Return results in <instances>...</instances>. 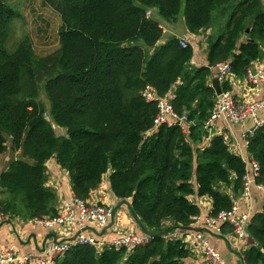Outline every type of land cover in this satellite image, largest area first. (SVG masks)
Returning <instances> with one entry per match:
<instances>
[{
    "label": "trees",
    "instance_id": "1",
    "mask_svg": "<svg viewBox=\"0 0 264 264\" xmlns=\"http://www.w3.org/2000/svg\"><path fill=\"white\" fill-rule=\"evenodd\" d=\"M45 4L60 14L59 46L47 59L36 56L26 37L7 48L18 12L0 0V155L19 152L0 173V197L7 196L0 211L26 221L56 217L45 168L55 159L75 199L89 202L108 175L114 197L129 201L146 230L159 234L129 252L78 245L55 264H186L188 246L164 236L192 228L201 213L192 198H208L214 218L230 212L243 191L246 162L223 135L209 138L206 123L217 100L210 78L221 64L233 77H246L264 58V0ZM151 10L169 23L181 15L191 36L210 31L206 65H190L191 44L181 47L177 37L162 43ZM40 77L48 110L38 100ZM221 88L230 90L227 81ZM147 89L186 117L185 130L176 123L152 129L159 109L144 99ZM48 119L64 134L56 136ZM246 151L258 166L254 184L264 186V125L246 138ZM246 232L252 245L242 254L244 264H264V206L249 217Z\"/></svg>",
    "mask_w": 264,
    "mask_h": 264
},
{
    "label": "crops",
    "instance_id": "2",
    "mask_svg": "<svg viewBox=\"0 0 264 264\" xmlns=\"http://www.w3.org/2000/svg\"><path fill=\"white\" fill-rule=\"evenodd\" d=\"M157 21H159L160 27L163 30L162 43L170 37H177L179 40H185L193 47V57L190 65L196 68L206 65V35L210 34V31H205L203 34L200 33L198 36H191L185 29L183 36H177L175 35L174 27H165L173 23L162 24L160 19ZM215 33L218 34L219 32L215 30ZM166 34H168V37H165ZM262 52L264 53V45L262 46ZM253 65L255 74L258 72H263L264 74V58L254 62ZM215 73L216 69H212L210 84L212 76ZM226 81L229 84V93L236 104L245 105L264 100V81L252 84L247 76L236 78L232 75L227 77ZM220 86L222 87V81H220ZM255 118L264 123V106L256 112ZM255 130L256 126L252 118H247L241 123H230L224 117H221L215 120L211 125L209 129V138L216 135L226 136L230 150L234 154L240 156L246 162V167L249 169L250 161L246 151V138ZM14 154L18 156L19 152L12 153L13 156ZM2 157L3 155H0V160L2 161L0 162V173L6 169L8 162V160H3ZM45 168L47 177L46 186L56 194L55 209L59 213L65 203H72L74 200V196L71 192L70 180L67 172L57 165L55 159L49 160L45 164ZM227 192L230 194L229 191ZM2 197L5 199L7 196L4 195L0 198ZM192 200L200 207L201 213L194 219L191 227L203 234L210 247L221 256L225 264H242L240 257L248 249L249 245H252L248 236L246 235L243 242L236 241L232 236V230L228 224L221 226L219 232L210 230L206 227L205 220L209 218L211 201L208 198L197 197H193ZM90 202L103 204L111 209L119 202L110 191L108 175L104 177L100 186L91 194ZM233 203L237 207L236 214H246L251 217L255 213L263 210L264 192L258 190L255 185H252L250 187L248 199L243 198L242 195L234 196ZM165 226H167V223ZM61 227L62 226H59L52 231L40 226L34 220L26 221L22 220L20 217H9V215H5L4 220L0 223V252L12 250L21 255L30 254L32 256H37L48 243L71 241L80 233L75 226H68L67 228ZM93 230H96V234H102L104 231L103 229H96V227L92 225L84 234L93 233ZM127 233L135 236L143 235L130 216L127 208L122 207L115 212L113 225L108 228L106 233L102 236L109 240H115ZM188 249L191 254L190 257L186 259V264H207L204 257L195 246L190 247V245H188Z\"/></svg>",
    "mask_w": 264,
    "mask_h": 264
},
{
    "label": "built area",
    "instance_id": "3",
    "mask_svg": "<svg viewBox=\"0 0 264 264\" xmlns=\"http://www.w3.org/2000/svg\"><path fill=\"white\" fill-rule=\"evenodd\" d=\"M148 15V14H147ZM179 44L184 47L187 43L185 40H180ZM216 73L218 74L219 82L226 81V78L231 76V68L228 64H221L216 67ZM247 78L252 84H257L259 81H264L263 72L252 74L249 71ZM143 97L146 101L158 102V113L153 120L152 129L155 130L162 124L172 125L178 124L185 130L184 124L186 123V117L177 116L167 99L159 100L151 90L147 89ZM215 106L210 114V117L206 123V127H211L215 120L224 117L230 123H241L247 118L254 119L256 128L264 125V123L255 118L256 112L264 106V100L259 102H253L245 105H238L234 102L229 92H223L221 95L216 96ZM227 142L226 136H223ZM247 166V164H246ZM243 177V198H249L250 187L254 184V178L257 176L258 166L254 162H249V169ZM255 187L264 192V186L255 185ZM111 208L103 204L82 202L74 198L72 203H65L58 215L51 219L34 220L40 226L54 230L55 228L62 226H75L80 232L73 240L66 242H50L43 251L37 255L32 256L30 254H19L12 250H4L0 252V264H55V260L63 256L71 248L78 245H85L94 247L99 252L105 249L113 248L115 251L125 249L127 252L133 250L139 246H145L149 243V238L144 235L135 236L132 234H124L115 240H109L101 234L90 232L84 234L89 228L94 225L96 229H104L108 226L111 216ZM236 205H233L230 212H221L214 218H207L205 225L210 230L219 232L223 224H228L231 228L233 238L238 242H243L247 235V224L249 216L246 214H236ZM77 212V214H76ZM5 216L0 211V223L4 220ZM166 239L180 240L187 246H195L196 249L202 254L207 264H225L221 256L208 244L202 233L191 228L186 231H174L164 236ZM243 262L242 256L240 257Z\"/></svg>",
    "mask_w": 264,
    "mask_h": 264
},
{
    "label": "rangeland",
    "instance_id": "4",
    "mask_svg": "<svg viewBox=\"0 0 264 264\" xmlns=\"http://www.w3.org/2000/svg\"><path fill=\"white\" fill-rule=\"evenodd\" d=\"M7 3L18 12V17L12 23L7 48L12 50L19 40L26 37L30 41L32 49L38 58H48L59 46L60 14L58 11L53 6L45 4V0H7ZM147 14L155 20L160 19L162 24H169V22H165L157 15L156 10H151ZM165 27H174V32L177 36L184 35L185 25L181 15L178 16L175 23L166 25ZM165 37H168V34ZM44 83L45 80H43V77H40L38 82V100L48 110L49 104L43 88ZM48 120L56 136L64 134L63 130L55 126L50 119ZM2 155L3 160H8V162L17 156V154L13 156L9 151ZM0 162L2 161L0 160Z\"/></svg>",
    "mask_w": 264,
    "mask_h": 264
},
{
    "label": "water",
    "instance_id": "5",
    "mask_svg": "<svg viewBox=\"0 0 264 264\" xmlns=\"http://www.w3.org/2000/svg\"><path fill=\"white\" fill-rule=\"evenodd\" d=\"M205 33V30H202L201 31V34ZM251 73L254 74V65L251 66ZM210 87L213 89L214 93H215V96H219L221 95L222 93V88L220 86V82H219V79H218V74L215 73L213 74L212 76V81H211V84H210ZM198 122V117L195 118L193 124H196ZM222 186H224L222 184ZM122 207H125L127 208L130 216L132 217L133 221L136 223V225L139 227L140 231L142 232V234L146 237H157L159 236V234H150L146 228L144 227V225L140 222V220L138 219V217L136 216V214L134 213V211L132 210L131 208V204L129 201L127 200H119V202L112 208L111 210V216H110V224H108V226L106 228H104L103 232L101 235L105 234L107 229L110 228L113 223H114V215H115V212L117 210H119L120 208ZM94 233H96V230H93Z\"/></svg>",
    "mask_w": 264,
    "mask_h": 264
}]
</instances>
